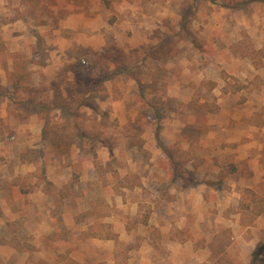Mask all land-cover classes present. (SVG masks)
Wrapping results in <instances>:
<instances>
[{
    "label": "rangeland",
    "instance_id": "rangeland-1",
    "mask_svg": "<svg viewBox=\"0 0 264 264\" xmlns=\"http://www.w3.org/2000/svg\"><path fill=\"white\" fill-rule=\"evenodd\" d=\"M260 242L264 0H0V264Z\"/></svg>",
    "mask_w": 264,
    "mask_h": 264
},
{
    "label": "trees",
    "instance_id": "trees-1",
    "mask_svg": "<svg viewBox=\"0 0 264 264\" xmlns=\"http://www.w3.org/2000/svg\"><path fill=\"white\" fill-rule=\"evenodd\" d=\"M145 224H147V221H145ZM253 257L255 259H259L262 263H264V242H260L258 244V246H257V248L253 254Z\"/></svg>",
    "mask_w": 264,
    "mask_h": 264
}]
</instances>
